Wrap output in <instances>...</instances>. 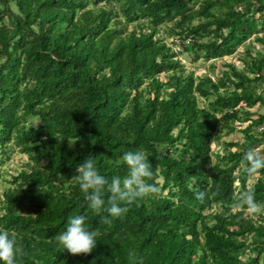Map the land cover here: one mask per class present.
<instances>
[{
	"label": "trees",
	"instance_id": "1",
	"mask_svg": "<svg viewBox=\"0 0 264 264\" xmlns=\"http://www.w3.org/2000/svg\"><path fill=\"white\" fill-rule=\"evenodd\" d=\"M166 21L192 61L233 54L253 34L264 45V0H0V164L26 157L0 192V227L17 232L20 264H264V212L237 207L249 187L264 204V169L241 167L248 148L264 154L253 108L264 106V54L247 48L241 68L195 75L157 36ZM136 149L150 153L159 191L100 222L77 165L93 156L123 177ZM80 212L100 235L74 254L56 235Z\"/></svg>",
	"mask_w": 264,
	"mask_h": 264
},
{
	"label": "clouds",
	"instance_id": "2",
	"mask_svg": "<svg viewBox=\"0 0 264 264\" xmlns=\"http://www.w3.org/2000/svg\"><path fill=\"white\" fill-rule=\"evenodd\" d=\"M149 155L143 149L125 151L123 162L127 165V175L123 177L103 174L93 156H88L77 165L79 187L84 193L87 206L99 216L100 222L110 224L114 217L122 216L127 211L129 203L159 191L147 180L154 175ZM241 167L248 175H259L260 170L264 169V154L248 148L241 160ZM192 183L195 185V179ZM195 195L203 201L206 192L196 190ZM244 205L253 212L264 208V204L257 202L252 187L238 193L237 207ZM105 212L107 215L103 214ZM89 219L83 212L68 218L65 229L56 235L62 249L75 254L89 253L96 247L100 234L90 225ZM24 255L17 232L0 227V264H20Z\"/></svg>",
	"mask_w": 264,
	"mask_h": 264
},
{
	"label": "rangeland",
	"instance_id": "3",
	"mask_svg": "<svg viewBox=\"0 0 264 264\" xmlns=\"http://www.w3.org/2000/svg\"><path fill=\"white\" fill-rule=\"evenodd\" d=\"M171 24L172 21H166L161 23L159 25L157 36L162 38L164 42L172 45V48H176L177 46L176 42H178L180 38L172 34ZM259 35L264 38V31L260 32ZM186 39H184L183 41L181 40L182 43L185 42ZM186 44L189 45V42ZM247 48H249L250 52L253 53L254 55L260 56L264 54V45L262 41L256 40L255 35L253 34L243 43H241L237 47V50L230 55H224L216 59H208V60H205L204 58H199L196 61H192L191 54L186 50H184L178 55V58L181 59V62L184 64V66L187 69L192 70L195 75L208 74L215 78L216 76L221 75L223 70L227 68L225 63L232 62L236 64L238 68H241L242 59L247 55L245 51V49ZM160 78L164 79L166 78V75L164 73H161ZM253 108L258 109L260 111H264V106H255ZM222 131L223 130H221V132ZM229 137H231V139H239L242 137V134L238 130H236L234 132H231ZM223 142L224 141L221 138H219V140H217L215 143H212L211 145V147L213 148V152L211 156L212 162L216 159L215 153L220 154V152L224 149ZM25 161H26V157L22 156L17 151H11L8 157L3 156V161L0 164V192H2L3 189L10 186L11 184L6 181V178L10 179V175L12 174L15 175L17 171L24 165ZM215 209L216 208H213L212 210ZM261 210L264 212L263 209ZM248 211H250V209Z\"/></svg>",
	"mask_w": 264,
	"mask_h": 264
},
{
	"label": "built area",
	"instance_id": "4",
	"mask_svg": "<svg viewBox=\"0 0 264 264\" xmlns=\"http://www.w3.org/2000/svg\"><path fill=\"white\" fill-rule=\"evenodd\" d=\"M188 40L186 39L185 42H187ZM176 48H174V50L177 52V54L179 55L182 51V45H181V40H178V42H176Z\"/></svg>",
	"mask_w": 264,
	"mask_h": 264
}]
</instances>
